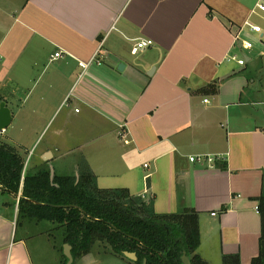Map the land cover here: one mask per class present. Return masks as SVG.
Here are the masks:
<instances>
[{
    "label": "crops",
    "instance_id": "obj_1",
    "mask_svg": "<svg viewBox=\"0 0 264 264\" xmlns=\"http://www.w3.org/2000/svg\"><path fill=\"white\" fill-rule=\"evenodd\" d=\"M257 2L0 0V100L12 115L5 131L11 144L4 145L19 150L17 125H38L47 139L24 174L53 170L50 182L76 184L83 163L98 189L151 200L157 215L194 211L204 262L237 256L251 264L264 208V88L255 87L264 74L248 76L245 67L260 65L264 73ZM140 39L153 45L136 52ZM99 46L100 66L83 71L78 64ZM56 52L62 57L52 60ZM239 52L243 66L227 61ZM198 155L223 159L214 168L189 162ZM0 191V264H67L57 227L20 224L21 192ZM43 239L57 254L48 263L37 243ZM90 253L70 264H96Z\"/></svg>",
    "mask_w": 264,
    "mask_h": 264
},
{
    "label": "trees",
    "instance_id": "obj_2",
    "mask_svg": "<svg viewBox=\"0 0 264 264\" xmlns=\"http://www.w3.org/2000/svg\"><path fill=\"white\" fill-rule=\"evenodd\" d=\"M206 89L213 94L217 90L215 84ZM23 168L24 161L17 151L0 144V187L15 196L21 192L19 217L29 222H50L64 230L62 243L72 247L74 259L88 255L95 243H104L110 246V254L121 260L129 261L124 253L135 254L137 260L129 261L132 264H183V254L191 264H208L197 254L200 236L194 211L157 215L151 200L144 202L127 190L98 189L91 170L83 163L76 184L74 178L54 177L50 182L49 170L25 174L22 179ZM259 213V255L251 264H264V208ZM222 262L240 264L237 256H224Z\"/></svg>",
    "mask_w": 264,
    "mask_h": 264
},
{
    "label": "rangeland",
    "instance_id": "obj_3",
    "mask_svg": "<svg viewBox=\"0 0 264 264\" xmlns=\"http://www.w3.org/2000/svg\"><path fill=\"white\" fill-rule=\"evenodd\" d=\"M239 56H241L240 52L237 53V55H236L237 59ZM259 66L260 65H258V67H257V65L254 66L253 64L248 65V67L245 66L247 68L246 73L249 74L248 76L256 77L258 75L264 74L262 72L263 68H260ZM262 77H263V79L260 78V80H259V81H261L262 85L255 86L256 88H258L256 90H262L261 87L264 88V75H262ZM34 126L30 127V124H28V125H24V124L19 125L18 124L17 128L13 131L14 133L12 134V136L14 137L15 140L20 141L23 144L22 147L18 148L19 150H17V153H19L23 156L22 159H23L24 164H25V170H27L28 172L32 168H34L35 164L39 160V156L42 153L41 147L44 144L45 140L47 139L46 132L42 133L38 129L39 128L38 125H34ZM5 131H4V133L0 134V144H11V142L8 140L9 137L7 135L5 136ZM8 132H9L8 135H10V129L8 130ZM12 148L16 151V149L14 147H12ZM39 171L45 172L46 170L42 169ZM37 172H35L34 174H36ZM73 172L74 171L70 169L68 173L72 174ZM24 175L25 174H24V170H23L22 179H23ZM19 193H20V191H19ZM0 194L4 195L1 191H0ZM4 197H6V195H4ZM17 209H18V207H17ZM22 223H23V218L21 216L20 224H22ZM42 224L46 225V223H42ZM54 226H56V225L54 224ZM18 230H19L18 231V233H19L22 229L19 228ZM58 230H59L58 231L59 232L58 239H60L59 238L60 236L63 237L62 232L64 230H62V229H58ZM46 240L47 239L37 240L38 241L37 243L39 245L42 244V247L44 248V252H42V254L44 255V258L47 259V261H45V260L44 261H45V263H48L51 261V257H53V256L56 257L57 254L55 252L51 251L52 249L50 247L49 241H46ZM60 243H62V241H60ZM44 245H46L49 248L45 247ZM110 253H111V248L109 245H106L104 243L103 244L102 243H95L92 247L90 254L93 256V258H95L94 260L97 261L96 264H124V262L121 261L119 258H117V257L115 258V256H113V253L112 254H110ZM45 255H46V257H45ZM90 257L91 256L89 255V257L87 259H90ZM82 263H83L82 261L76 260L73 264H82ZM213 263L214 264H222V262L218 261V260L217 261L213 260Z\"/></svg>",
    "mask_w": 264,
    "mask_h": 264
},
{
    "label": "built area",
    "instance_id": "obj_4",
    "mask_svg": "<svg viewBox=\"0 0 264 264\" xmlns=\"http://www.w3.org/2000/svg\"><path fill=\"white\" fill-rule=\"evenodd\" d=\"M257 12H261L264 13V0H258L257 4L255 5L254 11H253V15H257ZM244 26L246 28H248L251 32L257 34L261 32L260 27L257 25H252L250 22H245ZM153 45V42L149 39H140V40H136V47L135 50L136 52H142L143 50L151 47ZM96 53L94 54V56L88 61V62H84V63H79L78 66L84 71L90 64H94L97 66H100L101 64V60L104 57V52L101 50V46H99L97 48V50L95 51ZM62 55L59 52H56L53 56H52V60H56L61 58ZM227 61L230 62H235L238 66H243L245 64L243 59H237V57L235 55H231L228 57ZM204 103H207V100L203 101ZM222 156H211V155H202V156H190L189 157V162L190 163H195L198 165H207L209 166V168H214L215 165L214 163L216 161H220L222 160ZM255 211L258 212V207L255 208Z\"/></svg>",
    "mask_w": 264,
    "mask_h": 264
},
{
    "label": "water",
    "instance_id": "obj_5",
    "mask_svg": "<svg viewBox=\"0 0 264 264\" xmlns=\"http://www.w3.org/2000/svg\"><path fill=\"white\" fill-rule=\"evenodd\" d=\"M122 69V65L118 66V70ZM11 112L9 111V109L6 108V105L4 102H0V134L4 133V131L9 127V124L11 122ZM53 178V170L50 171V179L52 180ZM24 201L28 202V203H33L34 205L37 206H45L43 204L37 203L35 201L32 200H26L24 199ZM68 207H74L72 205L68 206ZM68 207H59V208H64V209H68ZM78 208V207H76ZM70 246H66L65 247V256L68 260L67 264H70L72 261V255L70 252ZM124 257L126 259H129L131 261H136V256L133 253H124L123 254ZM181 263L183 264H191L189 263L188 258L185 256V254H183V256L181 257ZM144 264V262H143Z\"/></svg>",
    "mask_w": 264,
    "mask_h": 264
}]
</instances>
